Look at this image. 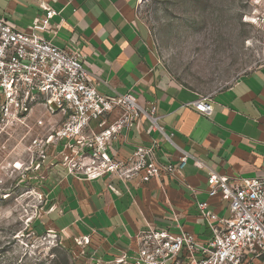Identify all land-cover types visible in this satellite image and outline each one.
Returning a JSON list of instances; mask_svg holds the SVG:
<instances>
[{"label":"crops","instance_id":"crops-1","mask_svg":"<svg viewBox=\"0 0 264 264\" xmlns=\"http://www.w3.org/2000/svg\"><path fill=\"white\" fill-rule=\"evenodd\" d=\"M140 2L0 0V18L25 30L39 22L46 9L55 10L48 28L37 34L60 48L81 49L99 92L130 93L143 107L155 106L163 132L146 117L137 118L112 141L110 154L123 159L139 145L154 146L161 162L188 154L176 180L166 177L127 186L112 180L119 194L106 188V178L78 179L60 165L42 170L49 193L42 217L67 242L88 238L85 247L101 260L131 251L135 232L153 221L172 223L174 231L204 239L208 232L196 202L207 201L219 215L228 212L227 201L208 196V174L215 171L236 179L264 175V65L209 94L212 112L200 113L187 105L200 94L168 72L138 18ZM253 262L264 264V255L249 264Z\"/></svg>","mask_w":264,"mask_h":264},{"label":"built area","instance_id":"built-area-1","mask_svg":"<svg viewBox=\"0 0 264 264\" xmlns=\"http://www.w3.org/2000/svg\"><path fill=\"white\" fill-rule=\"evenodd\" d=\"M46 10L29 31L0 18V115L25 129L20 139H30L25 172L35 171L40 179L39 204L43 206L49 194L42 170L55 165L78 179L106 178V188L116 194L120 192L112 180L126 186L166 177L176 180L187 163L186 152L175 162L159 161L154 146H136L123 159L109 153L120 132L142 116L163 132L156 108L143 107L130 93L99 92L81 49L60 48L36 33L46 30L56 13ZM187 105L204 115L212 112L210 95ZM207 184L208 196L227 201L228 212L219 215L207 201L196 202L208 232L204 239L182 229L176 232L172 223L153 221L135 232L131 251L99 259L98 264H249L263 256L264 175L236 179L212 171Z\"/></svg>","mask_w":264,"mask_h":264},{"label":"rangeland","instance_id":"rangeland-1","mask_svg":"<svg viewBox=\"0 0 264 264\" xmlns=\"http://www.w3.org/2000/svg\"><path fill=\"white\" fill-rule=\"evenodd\" d=\"M137 15L168 72L200 95L264 65V0H141ZM24 131L0 115V264H98L83 238L67 242L42 217Z\"/></svg>","mask_w":264,"mask_h":264}]
</instances>
